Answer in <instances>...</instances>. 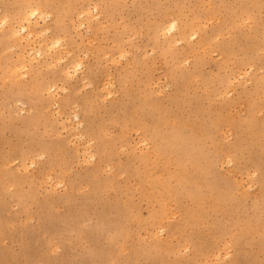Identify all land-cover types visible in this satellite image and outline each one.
I'll list each match as a JSON object with an SVG mask.
<instances>
[{"label": "rangeland", "instance_id": "374dc122", "mask_svg": "<svg viewBox=\"0 0 264 264\" xmlns=\"http://www.w3.org/2000/svg\"><path fill=\"white\" fill-rule=\"evenodd\" d=\"M21 1L0 0V264H264V0H36L31 36Z\"/></svg>", "mask_w": 264, "mask_h": 264}, {"label": "bare ground", "instance_id": "6f19581e", "mask_svg": "<svg viewBox=\"0 0 264 264\" xmlns=\"http://www.w3.org/2000/svg\"><path fill=\"white\" fill-rule=\"evenodd\" d=\"M35 3H36V0H22L21 2H20V4H19V14H18V16H16L14 19L16 20V21H21V22H25L24 24H21L20 25V30H22V31H24V32H27V34L28 35H30L31 36V34H32V30H30L29 31V27L30 26H32V27H34L37 23H38V20H42V21H44L45 20V14H47V13H45L43 10H41V9H44L43 7H45L46 8V6H48L50 3L49 2H44L43 3V6L42 5H35ZM60 7H58V6H55L54 5V10H56V9H59ZM82 9L80 10L81 11V13H82V15H86L85 17H87V13L89 12L88 11V9L84 6V7H81ZM47 16V15H46ZM4 21H5V17H3V21H1V23H4ZM176 20H171L170 22H169V24L167 23L165 26H160V25H158V23H153L152 25H151V27H152V29H154V33L155 32H163V31H171V30H173V29H175L176 28ZM150 27V28H151ZM14 28V27H13ZM17 28H19V27H17ZM179 29V28H178ZM14 30V29H13ZM176 30V29H175ZM46 31V30H45ZM16 32V31H15ZM11 34L13 35V37H15L16 36V34H14L13 33V31L11 32ZM10 34V35H11ZM179 34L180 35H184V31L182 30V29H180L179 30ZM29 37V36H28ZM17 38V37H16ZM22 37L21 36H19V38L18 39H21ZM30 41H27V43H29ZM32 42V41H31ZM30 42V43H31ZM56 43H59V39H58V37H53L52 39H50V41H49V44H51V45H55ZM48 44V45H49ZM50 46V45H49ZM33 48V47H32ZM25 49V48H24ZM34 50V49H33ZM29 51V50H28ZM22 52V51H21ZM24 52V51H23ZM22 54V53H21ZM20 54V55H21ZM31 54V53H30ZM56 55V54H55ZM21 56H23V54L21 55ZM78 64V63H77ZM75 66V65H74ZM78 66V65H77ZM22 67V66H21ZM76 67V66H75ZM74 67V68H75ZM15 70L14 71H17V69L16 68H14ZM19 70V69H18ZM65 74L67 75L68 74V71L65 69ZM75 115V114H74ZM78 117V116H77ZM238 133L240 134V135H242L243 133H245L246 132V130H244L243 128H241V127H238ZM243 140V137L242 136H239V139H238V141L239 142H241ZM193 154H192V151H189V152H187V153H185V154H180V153H178V156H181V157H183V159H184V161H185V163L186 162H190L194 167H197L196 169H197V171L198 172H203V170L204 169H206V167L204 166V165H199L198 164V162L196 161V158L195 157H193L192 156ZM33 162V161H32ZM31 162V163H32ZM177 162L178 163H180L181 162V158H179L178 157V159H177ZM177 163V164H178ZM183 165L184 166H186L185 164H178V172H179V174H180V176H182V177H184L185 175L184 174H182V171H183ZM185 170H186V168H185ZM94 193H95V191H94ZM215 200H217V205H221V202H222V200H221V196L220 195H217V196H215V198H214ZM213 202H215L214 200H213ZM193 212H194V209H189L188 210V212H187V217H186V222L187 221H189L190 219H189V217H190V215H192L193 214Z\"/></svg>", "mask_w": 264, "mask_h": 264}]
</instances>
